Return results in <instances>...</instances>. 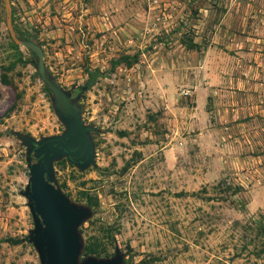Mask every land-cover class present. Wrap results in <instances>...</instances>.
Wrapping results in <instances>:
<instances>
[{"label": "rangeland", "instance_id": "1", "mask_svg": "<svg viewBox=\"0 0 264 264\" xmlns=\"http://www.w3.org/2000/svg\"><path fill=\"white\" fill-rule=\"evenodd\" d=\"M9 4L10 27L42 47L60 86L74 97L78 85L92 82L78 103L93 126L95 164L80 171L54 162L62 191L92 210L79 226L83 244L104 249L101 256L82 250L80 259L111 257L118 247L122 264H264V101L255 99L256 112L242 113L211 140L206 115L190 112L195 103L186 90L189 78L206 80L211 42L225 50L224 75L235 67L247 76L240 65L254 61L264 0ZM12 42L0 0V264H40L27 240V203L17 211V199L27 201L28 167L15 132L39 139L60 134L64 124L36 57ZM236 185L243 190L228 195Z\"/></svg>", "mask_w": 264, "mask_h": 264}, {"label": "water", "instance_id": "2", "mask_svg": "<svg viewBox=\"0 0 264 264\" xmlns=\"http://www.w3.org/2000/svg\"><path fill=\"white\" fill-rule=\"evenodd\" d=\"M10 36L18 46L36 55L37 71L50 89L55 114L64 124L60 134L39 139L16 131L26 148L28 180L22 192L33 219L28 242L36 249L40 264H122L123 254L118 247L111 257L87 256L80 259L83 239L79 226L91 215L90 206L72 201L61 189L54 170V162L65 156L83 171L95 164V144L92 125L85 124L80 96L60 86L46 72L42 47L31 40L20 38L10 27V4L4 0ZM37 145V147H35Z\"/></svg>", "mask_w": 264, "mask_h": 264}, {"label": "crops", "instance_id": "3", "mask_svg": "<svg viewBox=\"0 0 264 264\" xmlns=\"http://www.w3.org/2000/svg\"><path fill=\"white\" fill-rule=\"evenodd\" d=\"M264 9H259L258 17L264 23L262 17ZM264 25V24H263ZM257 23L256 37H253V55L254 61L248 63L246 58L242 60L240 65L245 70L247 76H243L242 72L235 71V67L228 69L224 75L221 66L226 58L224 56V48L217 46L211 42L206 47L203 64L206 65V80L204 79H188L186 90L191 93L194 106L190 112L194 114L206 115V139L211 138L221 132L225 128H233L236 125V119L242 113L251 111L256 112L255 105L257 98L264 101L261 90H264V26ZM243 44V43H242ZM249 43V46L251 45ZM224 56V57H223ZM233 57V56H232ZM227 61H235L233 58H227ZM224 71V70H223ZM252 98L254 101H252ZM256 99V100H255ZM177 97L166 101L167 106L172 107ZM191 122V121H190ZM188 121V124L191 125ZM229 122V124H225ZM192 125H196L193 121ZM219 149V147L216 146ZM18 213L24 212L26 207L25 199L18 198Z\"/></svg>", "mask_w": 264, "mask_h": 264}, {"label": "trees", "instance_id": "4", "mask_svg": "<svg viewBox=\"0 0 264 264\" xmlns=\"http://www.w3.org/2000/svg\"><path fill=\"white\" fill-rule=\"evenodd\" d=\"M19 37L22 38V39H27L26 37H23L22 35H19ZM12 45H13V48H15V49L21 54L20 47H19L18 45H16L14 42H12ZM29 51H30V53L33 55V57H36V55H35L34 52H32L31 50H29ZM124 59L126 60L125 57H124ZM133 60H134V62H136V61H137V58L135 57ZM121 62H123V60H122ZM127 63L130 64V63H132V62L129 61V62H127ZM33 64L35 65V67H36V69H37V63H36V60H33ZM46 72H47L48 75L52 76V75L48 72L47 68H46ZM37 73H38V71H37ZM38 74H39V73H38ZM39 76H40V75H39ZM52 77H53V76H52ZM91 86H92V82H91V81H86L84 84H82V85H78V86H77V93H76V96H77V95L80 96V94H81L83 91L89 89ZM44 89H45L46 93H47L49 96H51V91H50V89H49L45 84H44ZM242 190H243V188H242L241 185H236V186H234V188L231 189V191L229 192L228 195H230V194H236V193H238V192H240V191H242ZM82 250H83V254H84V255H96V256H101V253H103V251H104V249H103L102 247H100V246H98V245L91 244V243H89V242H88V243H87V242H84Z\"/></svg>", "mask_w": 264, "mask_h": 264}, {"label": "flooded vegetation", "instance_id": "5", "mask_svg": "<svg viewBox=\"0 0 264 264\" xmlns=\"http://www.w3.org/2000/svg\"><path fill=\"white\" fill-rule=\"evenodd\" d=\"M35 147H37V145H35ZM65 159L66 161L70 162L71 164H73L72 160H69L66 156L63 158ZM74 165V164H73Z\"/></svg>", "mask_w": 264, "mask_h": 264}]
</instances>
